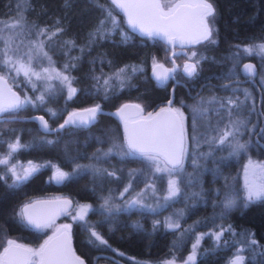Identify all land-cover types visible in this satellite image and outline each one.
<instances>
[{
  "label": "trees",
  "instance_id": "16d2710c",
  "mask_svg": "<svg viewBox=\"0 0 264 264\" xmlns=\"http://www.w3.org/2000/svg\"><path fill=\"white\" fill-rule=\"evenodd\" d=\"M210 1L215 7L213 38L204 43L202 51L195 55L194 62L199 63L194 75L184 77L179 71L176 73L182 84L172 83L176 78L173 75L172 80L165 83H158L150 76L149 68L154 61L171 63L169 42L162 38L139 35L131 30L122 12L110 0H70V6L67 7L64 0H0V21H13L22 16L23 23L16 29L22 28L30 32L32 29L40 39H44V47L55 67L71 78V86L76 89L69 98V91L65 86L54 85L49 91L42 93L44 102L41 103L37 99L41 88L23 82L19 92L23 96L27 94L34 103L25 104L10 112L11 117L0 121V157L8 154L11 160L41 165L26 181L13 185L10 174L3 176L5 166L0 164V177H3L0 179V250L9 237L32 247L43 243L51 235L49 230L37 229L28 224L21 216L22 206L36 198L61 195L69 197L74 203L81 201L92 205L94 209L85 219L89 224L95 225L94 230L107 241V244H101L92 237V229L86 228L84 221L70 220L73 246L87 264H97L100 261L111 264L182 262L195 240L193 232L205 235L197 245L195 260L187 264H229L238 247L242 249L245 264H264V258L259 255L264 252V199L247 204L236 201L233 207L224 209V199L218 202L216 198H209L210 195L214 196L211 190L216 188L218 175L212 174L216 177L213 185L209 183V173L205 171L202 182L203 186H210V191H199L198 198L203 196L204 202L187 209L186 217L182 220L185 225H193L192 232L183 227L172 230L164 226L163 218L169 213L170 206L159 211L131 209L112 210L109 213L101 205L103 198L113 194L121 184L118 176L123 175V171L128 168L143 165V159L138 155L122 157L116 151L108 156L103 155L113 144L120 145L124 141L118 119L98 114L86 126L70 124L52 133L41 132L35 121L27 119L31 114L40 113L49 126L53 127L72 109L88 105L114 109L126 100L136 101L143 106L145 112H151L169 98L172 86L173 106L187 105L189 109L196 97L202 93L213 94L215 87L219 94L228 93L229 90L224 85H236L231 80L240 73L232 65L240 46L264 42V0ZM108 12H111V17H108ZM113 19L115 25L112 23ZM101 20L105 21L107 30L103 36L96 35L94 39H90ZM56 28L63 31L49 39ZM40 29H47L48 32L39 35ZM65 42H74V45ZM172 44L174 51L181 48ZM183 56L182 52L175 58ZM243 59L253 60V57ZM2 68L0 65V71ZM133 68L136 70L133 71ZM119 69L126 70L123 86L113 79L115 87L110 86L105 93L104 79L112 77ZM97 77L100 78L99 88L96 86ZM217 84L221 85L216 86ZM229 93L243 101L240 107L244 105L246 113L236 112L234 108L232 116L245 119L248 125L255 124L256 116L249 97L245 99L240 89ZM16 112L20 115H14ZM191 117L192 112L186 117L187 127ZM222 117L221 123L227 119L225 115ZM17 138L20 144L27 147L9 154V144ZM252 142L255 143L254 140ZM250 148L252 156L264 157V151L258 145L256 150ZM241 161L242 157L233 156L226 160H208L207 165L220 166L219 171L233 175L237 171L236 165L239 166ZM52 165L69 172L68 177L61 182L51 179ZM76 165L90 167L76 169ZM108 170L118 176H109ZM219 187L223 192L225 186L221 184ZM182 202L183 197L178 200L177 207H182ZM66 213L58 216V219H68ZM221 228L224 231L217 241L214 233ZM181 230L184 232L179 235ZM251 240H255L257 244L245 243Z\"/></svg>",
  "mask_w": 264,
  "mask_h": 264
},
{
  "label": "snow or ice",
  "instance_id": "6c2138e0",
  "mask_svg": "<svg viewBox=\"0 0 264 264\" xmlns=\"http://www.w3.org/2000/svg\"><path fill=\"white\" fill-rule=\"evenodd\" d=\"M65 6H70V0H64ZM113 4L123 9L127 14V20L129 25L140 31L142 34L149 38H162L166 39L170 43L179 41L181 44L185 42H192L193 27H195V34L197 37V42L199 40H210L212 36V28L209 25L208 18L214 15V8L208 0H180V2L171 5L168 11H165L159 0H111ZM108 17H111V12H108ZM23 23V17L19 16L13 21H0V42H3L4 47L0 49V65H4L10 70L15 69L17 74L20 73L24 66V59L27 57L28 67L23 71L25 77L29 79L31 76H35L37 79L41 78V73L36 72L31 68V52L23 53L17 55L18 49H12V39L13 36H5L6 30L15 29L20 27ZM115 25V20H112ZM105 21L101 20L97 26L95 32L91 35L90 39H94L96 35L103 36L106 31ZM63 29L56 28L55 32H52L49 36H55L57 32H62ZM48 32L47 29H40L38 34L45 35ZM214 42V41H211ZM73 43L74 42H65ZM35 48L42 49L43 42L36 45ZM83 51V50H82ZM244 51L248 54L256 53L257 55L264 56V43H255L247 46ZM10 53H12L10 55ZM42 55L51 60L47 56L46 52ZM193 55H196L193 53ZM14 56L16 57L14 59ZM196 63H186L184 65L185 74L192 76L196 73L197 64ZM162 67V66H161ZM68 68V65H65ZM245 68L249 72L254 71V66L245 65ZM133 71L136 69L133 68ZM47 72V69L43 70ZM125 69H119L117 72L113 73L112 77L104 79L103 89L107 93V89L115 87L112 84V80L115 79L119 82L120 86H123L125 79ZM170 71H175L172 69ZM158 81H166L169 78V70L163 73H154ZM57 77L64 83L68 85L69 98L76 92L75 88L71 87V78L62 74L57 73ZM50 79V77H49ZM97 80V88L100 87V78H95ZM0 83H6L3 77H0ZM225 88L228 85H224ZM245 99L248 98V92L245 90ZM41 103L44 102V95L41 94L37 98ZM216 97H211L209 103L215 102ZM27 103H34L31 98L25 96L23 99L20 98L16 93L11 92V89H0V119H2L3 114L7 112H12L20 109ZM203 103V99L201 101ZM243 104V101H239L238 98L233 99L232 97H225L220 100V108H226L228 110V122L223 128L217 126L213 129L216 132L215 136H208L205 134H199L196 131L197 127V115L204 116L207 113V108H194L193 109V136L192 139L196 140L198 135L202 136L203 143L209 145L210 149L213 145L220 147L227 146L230 149L229 155H237L240 152H246L251 141L241 142L239 137L243 135L241 131L242 128L247 126V121L241 117L232 118L233 109H239ZM171 105V101L169 102ZM130 107L129 105H124L119 111L123 116L124 109ZM139 108V105L135 106ZM101 111L100 105H95L93 107L84 109L80 112H74L70 114L69 118L65 120L64 124L60 125V128H64L66 125H77L86 126L93 122L97 116V113ZM53 115L55 113H52ZM33 119H39L42 122V126L48 129L47 121L43 117H34ZM255 127V125H253ZM264 133V129L260 130ZM125 144L116 145L113 144L112 148H109L107 152H104V156L113 154L114 151L117 152L122 157L138 155L147 162L149 165L154 166V171L161 172L167 171L171 176L174 173L183 170L185 156L187 155V134L184 127V117L183 113L179 109H173L170 106L167 108H161L158 113L153 116L151 113L148 114L143 121L137 122V125L133 128L128 127V123L125 120ZM51 143V141H48ZM199 144V141H197ZM27 147V145H22L19 142V138L15 142L9 144L10 153L19 148ZM99 151V150H98ZM95 155V154H94ZM212 151L208 153H201V156H210ZM163 161L164 167H160V163ZM7 160L0 159V164H6ZM193 165H197V161H192ZM41 165L33 164L29 162L26 167H22L21 171H17L16 167L13 166L9 169L13 176V185L22 183L30 178L33 173H35ZM90 166L76 165V169H82ZM251 171V178H249V170ZM99 171V170H97ZM110 176H115V172L107 173ZM68 173L61 171L59 168L56 169L55 175L51 179L61 182L68 177ZM245 186H244V202L245 204L257 200L264 199V165L253 164L251 161L249 165L245 167ZM3 179V177H0ZM146 187H153L154 185H146ZM131 188V183L125 187L124 192H128ZM124 192L120 193L121 196ZM142 193H138L136 198L130 199L126 202L127 207L133 208L136 206H143V201L140 198ZM181 195V188L177 179L170 178L168 180L167 193L164 196L165 200L175 199L177 196ZM193 197H198L199 193H193ZM237 194L232 192L225 193V199L222 201L223 208L229 209L233 207L236 203ZM111 195L103 198V204L101 208L105 209L107 212H112L113 208L118 206L111 203ZM71 205V201L64 200L61 202V207L59 211L66 212L68 207ZM33 205H25L21 209V216L27 221L28 224L32 225L37 229H43L52 226V220L45 219L31 211ZM79 211L73 219L84 221L85 227L92 229L90 235L98 240L101 244H107V241L94 230L95 225L89 224L85 217L90 209V205H79ZM183 213L181 212V215ZM156 223H159L158 221ZM169 229L177 230L180 228L178 223L171 222L170 218L166 224ZM70 225H63L60 229H57V235L50 237L48 241H45L38 249L27 248L22 245H17L13 241H9V247L4 250V254L0 255V264H70L71 250L68 246L67 233ZM230 230V229H229ZM223 228L219 232L214 233L217 241L223 234ZM205 234H201V237ZM200 237L197 238V243L193 244V253L188 257L189 261L195 260V249L199 243ZM249 245H256L255 240L245 241ZM242 249H238L237 253L230 264H244V256L240 255ZM259 255L264 258V252L259 253ZM77 264H83V261H79ZM187 264V262H186Z\"/></svg>",
  "mask_w": 264,
  "mask_h": 264
},
{
  "label": "rangeland",
  "instance_id": "374dc122",
  "mask_svg": "<svg viewBox=\"0 0 264 264\" xmlns=\"http://www.w3.org/2000/svg\"><path fill=\"white\" fill-rule=\"evenodd\" d=\"M180 0H159V2L161 3L162 7L164 8V10L166 11L169 7V5H173L175 3H178ZM214 15L208 18V22L210 27L212 28V36L210 38V40L213 38V34H214ZM12 21V20H10ZM26 27V26H25ZM27 28H29L27 26ZM30 29V28H29ZM37 33H35L34 30L31 29L30 31H27L25 29L22 28H18V29H10L7 30L4 35L5 36H13L12 39V49L13 50H17V55L19 54H23V53H28L31 52V56H32V60H31V68L33 70H35L36 72H40L41 73V78L37 79L35 76H31V78L29 79L28 77H25L23 74V71L27 69L28 67V60L27 57H25L23 63L25 68L22 69L20 71L19 74H17L15 69L10 70L9 68L5 67L4 65H1L3 68L0 71V75H3L4 77L7 78V80L9 81V84L11 85V87L15 88L18 92L19 87L22 86L24 83H28L32 86H39L41 88V91L39 92V94L37 95V98L39 96H41V94L43 92L49 91L51 88H53L54 85L56 86H65V88L68 90V85L67 83L62 82L58 77H57V73L65 75L64 73H62L60 70H58L54 63L53 60L50 56V54L46 51L44 44H43V48L42 49H38L34 47V44L38 45L41 42H43L44 39H40V37H38V35H36ZM209 42V40H204L202 42H199L197 44L188 46V47H183L180 48V50L178 52H183L184 56L183 57H177V61L180 63L182 59L186 58V59H190L192 61H195V58L197 56V52H201L202 51V47L204 45V43ZM255 43H264V42H253V43H248V44H243L240 46L238 53H237V57L235 62L232 64L234 68H237L239 71H242L244 68V63L246 62V60H250V59H243L244 57H248V56H252L254 61L256 62V67H255V71H253V74L251 75L252 77L255 78L256 82L258 83V85L260 86V93H256L252 87L241 84V85H235V84H229L227 89L229 90V92L235 91L237 89H240L243 91V94L245 93V90L248 92V97L249 100L251 102V106L255 108L256 103L258 102V97L259 101H260V106H261V110L264 114V56L261 55H257L256 53H252V54H248L244 51V49L252 44ZM4 47L3 42H0V49H2ZM46 52L47 56L51 58V60L49 61V59L45 58L42 53ZM193 53L196 54L193 55ZM12 53H10L11 55ZM202 55V54H201ZM16 57L14 56V59ZM160 61V60H159ZM155 62V61H154ZM162 62V61H160ZM47 69V72H44L43 70ZM66 76V75H65ZM50 77V79H49ZM24 82V83H23ZM72 87V86H71ZM215 87V86H214ZM73 88V87H72ZM213 94H208V93H202L201 95H199L198 97H196L195 101L192 102L190 106V109L187 108V105H183V107H181V105H176L174 106L175 109H179L182 113H183V117H184V127L186 130V134H187V141H186V146H187V155L185 156V160H184V167L182 171H179L177 173H174L173 176L170 177L169 173L167 171H161V172H156L154 171V166L149 165L147 162L143 161V165L141 167H132V168H128L126 170L123 171V175H119L115 174L116 176L120 177V181L121 184L119 185V187H116V190L114 191L113 194H111L112 200L111 203L118 206L117 208H113V210H131V209H143L146 211H159L162 210L164 207L168 208L167 206H170L169 208V213L165 214L164 218H163V223L164 226L166 228H168L166 226L169 218L171 220V222L173 223H178L180 225V228H184L185 230H190L192 232V228L193 225H185L182 223V220L186 217L187 214V209H191L193 206H195L197 203H203L204 199L203 196H201L200 198L198 197H193V193H206L208 191H210V189L208 187L210 186H203V182H202V174L205 173V171H207L208 177H209V183L215 185V181L213 180L214 175H218L217 177V183L215 185V189L211 190L212 192H214V196L217 194V197H214L212 195H210V199H215L218 202H221V199H225V193L226 192H232L234 194H237V199L236 201H240L241 203H244V186H245V167L249 165V162L251 161L253 164H257V165H264V157L263 158H257L252 156V152L250 151V147H252V149L256 150L257 148V144L253 143L252 139H251V133L252 129L254 128L253 125H248L245 128H242L241 131L243 132V135H241L239 137L241 142H246V141H251V143L248 146V149L246 152L242 151L237 155H229L230 149L227 146H217V145H213L212 148L210 149L209 145L206 143H203V139L201 135L197 136L196 140L192 139L193 136V109L194 108H207V113L204 116H199L197 115V127H196V131L199 134H207L208 136H215L216 132L213 131L214 128H216L217 126H219L220 128H223L225 126V124H227L228 122V110L225 108V110L220 109V100L222 98L225 97H232L233 99H235L236 97L234 95H232V93H224V94H219L218 89L215 87ZM20 93V92H19ZM216 94V95H215ZM21 95V93H20ZM21 99H23L25 96H27V94L21 95ZM217 96H223L221 98L217 97ZM29 97V96H27ZM211 97H216L217 100L215 102H211L209 103V100ZM30 98V97H29ZM203 99V103H201ZM187 108V109H186ZM190 112H192V117L190 119L189 122V127H187L186 125V117L188 116V113L190 114ZM236 112H239L241 114H246L245 113V106L243 105L242 107H240L238 110L236 109ZM11 115L10 112H7V114H4L7 118ZM14 114V113H12ZM20 115L19 112H16L14 115ZM187 114V116H186ZM227 116L224 122L221 123V119L223 118L222 116ZM11 117V116H10ZM233 119H235L236 117H233ZM249 132V133H248ZM244 135H246L244 137ZM124 140V139H123ZM197 141H199V144L197 143ZM125 141L122 142V144L120 143V145H124ZM209 151H212V155L210 156H201V153H208ZM233 156H239L242 157V161L240 163V165H236L237 166V171L235 173H233V175H229L226 173H223L220 170V166H213L210 165L208 166V160H215V159H221V160H226L227 158L233 157ZM0 159L3 160H7L6 164H3L5 167L3 169V176H5L6 174H10L12 181H13V176H12V172L9 171L10 168H12L13 166L16 167L17 171H21L22 167H26L28 165V163L30 161H20V160H11L10 156L4 155L2 157H0ZM196 160L197 161V165L194 166L192 161ZM33 164L39 165L38 163L32 162ZM160 167L163 168L164 167V163L161 161L160 163ZM205 167V169H203ZM58 167L55 165H52V171H51V177H53L55 175L56 169ZM60 169V168H59ZM61 171L68 173L62 169H60ZM251 169L249 170V178H251ZM108 173H111L110 170H108ZM214 174V175H212ZM110 176V175H109ZM113 176V177H116ZM170 178H175L177 179L178 183H179V187L181 188V195L177 196L175 199L172 200H165L164 196L167 193V187H168V180ZM54 180V179H53ZM55 181V180H54ZM129 183H131V188L129 189L128 192H124V189L126 186L129 185ZM224 185V189L223 192L221 189H219L221 186ZM146 185H154L153 187H146ZM237 186V187H236ZM216 191V192H215ZM124 192V195L121 196L120 193ZM138 193H142L141 195V199L143 201V205H146L148 207H143V206H136L133 208H129L127 207L126 202L130 199L136 198ZM57 196H61V195H57ZM183 197L184 198V202H182V207L178 206L177 207V203L178 200ZM194 198V200H192ZM197 198V200H196ZM196 200V201H195ZM185 203V204H184ZM90 205L87 202H81V201H77L74 203V201H72V206L71 208L67 211L66 215L68 219H63V220H59L58 217L56 219H54L52 221V226L50 227H46L50 234H54L57 232V229H60L61 226L63 225H70V220H76L73 219L74 216L77 215L78 211H79V205ZM90 209L88 211V213L94 209L92 205H90ZM223 208V207H222ZM181 212L183 213L181 215ZM87 213V214H88ZM87 216V215H86ZM86 218V217H85ZM67 220V221H66ZM184 225V226H183ZM179 230V229H177ZM184 231L181 230L179 232V235H181V233H183ZM201 234L200 232H193V235L195 237L194 242L191 244L190 249H189V253L186 256L185 260L182 262H170V263H182V264H186L187 263H191L193 261H189L188 257L190 256V254L193 253V244L197 243V238L200 237L201 238ZM9 241H13L14 243H22L25 244L23 242L18 241L17 239L13 238V237H9L7 240H5V244L2 246L1 250H0V255L3 251V249L5 248V246L7 244H9ZM200 241V239H199ZM28 245V244H25ZM42 245L39 244L37 247H32L30 245H28L29 247H31L32 249H38L40 246ZM198 245V244H197ZM197 248V247H196ZM238 249H240V247H238ZM196 249H195V256H196ZM236 254H234L233 257H231V259L229 260V264L230 261H232L234 259ZM240 255L244 256V254L242 252H240ZM245 258V257H244ZM169 263V264H170ZM244 264H245V260H244Z\"/></svg>",
  "mask_w": 264,
  "mask_h": 264
},
{
  "label": "water",
  "instance_id": "95a60500",
  "mask_svg": "<svg viewBox=\"0 0 264 264\" xmlns=\"http://www.w3.org/2000/svg\"><path fill=\"white\" fill-rule=\"evenodd\" d=\"M111 1V0H110ZM160 3V2H159ZM210 3V2H209ZM115 5V4H114ZM116 6V5H115ZM123 14L124 16V19H125V22L126 24L128 25V27L133 30L134 32L138 33L139 35H144L142 34L140 31H138L137 29H134L132 28L129 23H128V20H127V14L126 12L119 8L118 6H116ZM168 11V9L166 10ZM192 42H185L183 44H181L179 41L177 42H173L174 44H177L178 46H180L181 48L182 47H187V46H191V45H194V44H197L199 42H202L204 40H199L197 42V37H196V34H195V27H193V34H192ZM166 40V39H165ZM167 41V40H166ZM169 42V41H167ZM170 47H171V53H170V57L172 59V55L174 53H180L178 52L180 49H178L177 51H174V46L172 43H170ZM186 63H195L194 61H191V60H185L183 61L182 63V73L185 75V76H188L185 74V71H184V65ZM245 65H253L252 61H246L244 63V72L246 74H251L253 72H249L246 68H245ZM162 66V67H161ZM176 63L175 61L172 59V66H167V64L163 63V62H160V61H155L151 64L150 68H149V73H150V76L158 83H165L166 81H168L171 76L173 75V72L174 71H170L172 69H176ZM166 70H169V78L166 80V81H158L154 75V73L158 72V73H163L165 72ZM0 77H3L5 80H6V83H0V89H11V92H14L16 93L18 96H20L21 98V95L20 93L13 87H11V85L9 84V81L7 80L6 77H4L3 75H0ZM189 77V76H188ZM171 101V105H169V102ZM173 103H174V86H172L169 90V98L166 99L164 101V103L155 108L154 110H152L151 112H145L144 111V108L143 106L136 102V101H132V100H126V101H123L121 102L116 108L114 109H105V108H101V111L97 113L98 114H107V115H111V116H114L118 119V121L120 122V125H121V130H122V133H123V137H124V141H125V137H126V132H125V120L127 121L128 123V127L129 128H133L137 125V122L139 121H143L146 117H148V114L151 113L153 116H155L156 113H158L160 111L161 108H167V107H171L173 109L174 106H173ZM124 105H129L130 107H128L127 109H124V113H123V116L120 114V109L124 106ZM136 105H139V108H136L135 106ZM95 105H88V106H85V107H79V108H75V109H72L70 110L69 112H67L63 118H62V121L60 123H58L56 126H53V127H50L48 122H47V126H48V129H52V131H49L47 129H45L43 126H42V122L39 120V119H33L34 117H43L45 121L46 118L44 117V115L40 114V113H34V114H31L30 116L27 117V119L29 120H32V121H35L36 124H37V127L38 129L41 131V132H46V133H52V132H55V131H58L60 128V125L64 124L65 120H67L70 116V114L74 113V112H80L84 109H87V108H90V107H93ZM97 117V116H96ZM7 117L5 115H3L2 119H0V121H3L4 119H6ZM92 123V122H91ZM90 124V123H89ZM70 125V124H69ZM67 126V125H66ZM56 181V180H55ZM64 200H69L71 201V205L68 207L67 211L71 208L72 206V200L67 197V196H56V197H41V198H36V199H33L32 201L30 202H27L25 203L22 208L25 206V205H33L34 207L31 209L32 212H34L35 214L39 215V216H42L43 218L45 219H51L52 221L54 219H56L58 216L64 214L65 212L64 211H59L60 207H61V202L64 201ZM66 211V212H67ZM27 222V221H26ZM32 226V225H31ZM57 235H61L62 236V232L60 234H58L57 232L50 235L45 241H48L50 237H54V236H57ZM67 237H68V246L71 250V256H70V264H77V260L74 259V258H78L79 261H83V264H87L85 258L78 254L76 251H75V248L73 246V242H72V238H71V228H69L68 230V233H67ZM45 241L42 243V245L45 243ZM17 245H22L24 247H27V248H31L29 247L28 245H25V244H22V243H15ZM9 247V244H7L5 246V248L3 249L1 255L4 254V250L6 248ZM97 264H111L107 261H100L99 263ZM170 264H182V263H170Z\"/></svg>",
  "mask_w": 264,
  "mask_h": 264
},
{
  "label": "flooded vegetation",
  "instance_id": "af4514ba",
  "mask_svg": "<svg viewBox=\"0 0 264 264\" xmlns=\"http://www.w3.org/2000/svg\"><path fill=\"white\" fill-rule=\"evenodd\" d=\"M180 2V1H179ZM193 2H195V0H193ZM208 2H210L211 4H212V6H213V8H214V10H215V7H214V5H213V3L210 1V0H208ZM161 4V3H160ZM171 5H169V7H170ZM168 7V8H169ZM215 12V11H214ZM183 48V47H182ZM180 53H182V52H180ZM178 55V53H176V54H173L172 55V59L175 61V63H176V69H175V71L173 72V76L172 77H176L175 79H173V81H172V83H176V82H178V83H182V81L181 80H179L177 77H178V75L176 74L178 71L182 74V76H184V77H188V76H185L183 73H182V63H183V61H185V60H190V59H186V58H184V59H182L181 60V62L179 63L176 59L177 58H175V56H177ZM172 59H171V63L170 64H167V63H165V64H167V66H172ZM192 61V60H191ZM246 61H252V63H253V65H254V71H255V67L257 66L256 65V62L254 61V59L252 60V59H250V60H246ZM164 63V62H163ZM253 73H251V74H246L245 72H244V70H242V71H240V73L238 74V77H236V78H234V79H232L231 81H233L234 83H236V84H245V85H247V86H250V87H252V89L256 92V93H260V86L258 85V83L256 82V80H255V78L254 77H252L251 75H252ZM190 77V76H189ZM171 80H172V78H170ZM170 79L168 80V81H170ZM168 81H166V82H168ZM183 84V83H182ZM225 84V83H224ZM219 85H221V84H217L216 86H219ZM202 87L201 88H203V86H204V84H202L201 85ZM259 98L260 97H258V102L256 103V106H255V108L253 109V113H254V115L256 116V123L254 124L255 125V127L252 129V132H251V136H252V139L254 140V142L260 147V150L261 151H264V133H261V129H264V114H263V112H262V110H261V106H260V101H259ZM4 114H7V113H4ZM3 114V115H4Z\"/></svg>",
  "mask_w": 264,
  "mask_h": 264
}]
</instances>
